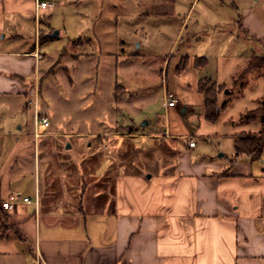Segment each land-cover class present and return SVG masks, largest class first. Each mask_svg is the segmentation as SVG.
I'll use <instances>...</instances> for the list:
<instances>
[{"label":"crops","instance_id":"0c3cea01","mask_svg":"<svg viewBox=\"0 0 264 264\" xmlns=\"http://www.w3.org/2000/svg\"><path fill=\"white\" fill-rule=\"evenodd\" d=\"M177 1L83 0L85 25L72 40L84 49L79 59H93L97 51L102 54V48L111 45L116 50L107 57L142 59L150 54V19L178 23L170 32L173 41L162 43L160 56L165 68L177 55L176 70L191 63L198 69L204 111L201 79L227 88V77L219 72L222 63L235 64L227 72L233 79L252 57H264V0H192L183 17ZM34 2L0 0V203L11 194L19 200L8 211L0 206L10 225L0 234V264H264V146L260 158H252L234 155L233 145L242 133L256 132L259 120L230 123V129L216 135L227 140L225 148L219 142L223 152L217 155L193 154L190 148L196 144H188L189 150L178 151L172 174L154 182L116 172L110 181L111 199L96 206L92 200L103 187L92 177L89 183L72 180L80 173L65 168L70 162L57 157L56 132L34 136V129L29 131L26 111L32 104L43 55L36 30L33 46L27 48L17 31L23 18L33 17L36 23L38 16H47L48 8L56 6L53 1L55 5L36 12ZM196 6L195 23L186 30ZM201 12L212 16L210 33L206 34L205 20L200 23ZM104 13L109 18L102 24ZM197 23L202 27L195 28ZM184 31L186 37L180 40ZM225 36L230 38L226 43ZM178 46L181 50L175 52ZM211 63L217 64L215 71L210 70ZM260 70L264 72V66L254 72H259L264 86ZM168 93L179 101L164 88V95ZM27 98L30 104L24 105ZM165 107L177 117L178 110L185 113L189 106ZM255 107L244 108L240 115ZM177 121L169 122L170 135L155 133L172 139L189 136ZM94 156L95 151L82 158L91 161L97 159ZM25 196L32 202H22ZM87 213L100 217L90 228ZM79 214L85 217L80 220Z\"/></svg>","mask_w":264,"mask_h":264},{"label":"rangeland","instance_id":"374dc122","mask_svg":"<svg viewBox=\"0 0 264 264\" xmlns=\"http://www.w3.org/2000/svg\"><path fill=\"white\" fill-rule=\"evenodd\" d=\"M53 1L56 6L48 8L47 16H38L36 23L33 17H25L21 30L17 31L23 39L24 48H27L33 46L36 30L39 50L43 55L36 76L35 93L30 100L32 104L27 102L29 98L24 101V105L30 104L26 118L30 131L34 129L36 113L39 118L47 116L50 126L44 128L39 125L38 136L56 132L57 152H60L57 157L66 164L70 162L65 168L70 166L80 173L76 178L73 176L72 180L79 179L81 182L83 179L84 183H89L87 180L92 177L96 184L103 187L102 192L94 196L96 200H92L96 206L105 203L108 197L111 199L114 187L110 181L115 178L116 172L119 175L145 176L147 181L152 182L155 178L171 175L178 151L189 150L190 136L196 144V147L190 148L193 154L204 152L217 155L223 152L219 142L225 148L227 140H221L216 135L230 129V123L239 125L242 110L257 105L256 101L263 90L259 72L255 74L253 70L251 72L254 74L245 73L236 82L235 78L240 76L241 70L231 79L227 72L235 64L228 60L219 66L220 74L227 77V88L220 92L218 104L224 101L229 103L216 120H208L202 111L201 91H198V69L191 63L185 69L176 70L179 63L177 55L170 60L167 68L163 64V57L160 56L164 50L162 43L173 41L170 32L178 28V23L165 22L160 17L150 19V54L142 59L130 55L115 57V54L107 57V54L115 52L116 45L104 46L102 54L92 45L93 51H97L96 56L93 59H79V53L84 49L72 40L79 37L85 25L83 0ZM191 1H177L180 17L187 13ZM197 14L196 6L189 16L186 30L193 27ZM200 15V23L205 20L206 34L210 33L208 22L212 16H208L207 12H201ZM107 18L109 16L104 13L100 23L106 22ZM118 21H121L119 17ZM200 23L195 28L202 27ZM49 34L54 37L47 39L46 35ZM112 34L114 37V30ZM112 34L109 32V35ZM186 34L187 31H184L180 40ZM229 40V37H224L225 43ZM180 50L178 46L175 52ZM209 67L215 71L217 64L211 63ZM260 73L264 74L261 70ZM247 85L250 87H244ZM164 88L177 95V105L189 106L188 111L183 113L178 110L175 117L167 110ZM177 118L176 123L180 122L189 136L163 138L170 135L169 122ZM155 132H160L162 136ZM94 151L97 159L89 161L82 158ZM148 174L150 177H147ZM64 179L74 184L67 177ZM85 215H90L88 218L91 219L88 228L100 218L96 213ZM85 215L79 214V219Z\"/></svg>","mask_w":264,"mask_h":264},{"label":"trees","instance_id":"16d2710c","mask_svg":"<svg viewBox=\"0 0 264 264\" xmlns=\"http://www.w3.org/2000/svg\"><path fill=\"white\" fill-rule=\"evenodd\" d=\"M51 37V35H46ZM201 58L196 59L198 63ZM264 66V57H252L245 69L240 73V76L235 78L237 82L245 73L259 69ZM209 81L200 80V89L204 93V115L208 120H216L221 112V109L226 106L228 101L218 104V95L225 89V85L215 82L207 84ZM240 121L250 122L259 120L260 127L256 132H245L234 139V155L246 154L252 158H260L264 146V86L263 93L259 98L257 107L246 110L240 115ZM0 234L3 235L6 228L10 227L8 224L7 214L0 209Z\"/></svg>","mask_w":264,"mask_h":264},{"label":"built area","instance_id":"2783aa9c","mask_svg":"<svg viewBox=\"0 0 264 264\" xmlns=\"http://www.w3.org/2000/svg\"><path fill=\"white\" fill-rule=\"evenodd\" d=\"M55 5V3L53 1H47V0H35V10L36 12H39L40 10L42 9H45L49 6H53ZM177 98L171 94V93H168L166 95V98H165V103L168 107H172V106H175L177 105ZM49 124L48 122V119L46 117H41L39 118L38 117V113L35 114V118H34V122H33V125H34V133H35V136H38V126H42V127H47ZM195 144L194 140H190L189 142V145L190 146H193ZM18 198L16 195L14 194H11L9 195L5 200L1 201L0 203V206L2 209L8 211V210H11L14 208L15 204L18 202ZM22 202H25V203H30L32 202V200L25 196L21 199ZM33 202L35 204H37V199L35 198L33 200ZM38 264V262L36 263Z\"/></svg>","mask_w":264,"mask_h":264},{"label":"water","instance_id":"95a60500","mask_svg":"<svg viewBox=\"0 0 264 264\" xmlns=\"http://www.w3.org/2000/svg\"><path fill=\"white\" fill-rule=\"evenodd\" d=\"M144 124V123H143ZM147 177H150V175L148 174Z\"/></svg>","mask_w":264,"mask_h":264}]
</instances>
